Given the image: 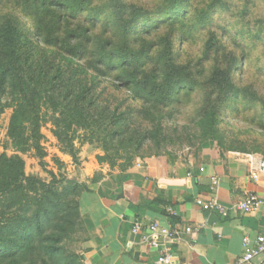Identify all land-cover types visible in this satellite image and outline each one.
<instances>
[{
  "label": "trees",
  "instance_id": "trees-1",
  "mask_svg": "<svg viewBox=\"0 0 264 264\" xmlns=\"http://www.w3.org/2000/svg\"><path fill=\"white\" fill-rule=\"evenodd\" d=\"M42 1L48 9L56 10L49 13L47 23H41L35 40V34L20 28L13 19L0 25V118L6 109H12L8 137L16 152L0 154V264H86L71 244L81 231L80 198L89 187L75 180L47 183L27 176L22 156L35 151L44 157L42 129L48 123L60 146L75 160L80 131L81 146L90 144L104 151L100 163L115 168L121 160L119 167L126 171L150 140H160L163 124L170 123L169 117L165 122V105L185 89L194 88V74L189 64L178 62L169 46L151 57L154 47L145 52L146 45H142L136 51L133 46L141 45L139 39L133 42L127 33L123 45L109 58L104 46L112 48L111 42L101 47V54L96 53L97 62L82 53L79 62L70 57L76 51L62 33L65 18L58 14L66 4ZM42 1L35 0L36 4ZM217 7L214 4L213 9ZM123 9L118 6V18L127 29L139 18L127 22L126 14L121 17ZM55 21L57 28L46 30ZM152 30L147 27L144 35L151 36ZM72 38L77 40L75 34L69 35L68 39ZM83 43L89 49L95 45L94 39L86 38ZM207 48L213 53L222 50L215 38ZM151 61L155 67L147 70ZM231 70L215 67L214 76L225 75V80H211L214 96L228 90L237 94L229 82ZM122 92H128V97L121 98ZM217 117L216 109L206 112L203 119L209 120L207 128L211 125L206 135L214 129ZM254 164L260 168V162Z\"/></svg>",
  "mask_w": 264,
  "mask_h": 264
},
{
  "label": "rangeland",
  "instance_id": "rangeland-1",
  "mask_svg": "<svg viewBox=\"0 0 264 264\" xmlns=\"http://www.w3.org/2000/svg\"><path fill=\"white\" fill-rule=\"evenodd\" d=\"M45 1L66 4L58 14H63L65 18L62 33L72 50L76 51L75 56L72 53L70 57L79 62L81 53L88 55L90 61L97 62L96 53L101 54V47L111 42L112 48L104 46L105 53L108 52L105 57L109 58L111 52L118 51L123 45V36L127 33L133 42L135 38L139 39L141 45L133 46L136 51L142 45H146L143 49L145 52L153 46L152 57L169 46L178 62L192 67L194 88L185 89L174 96L173 102L165 105V122L169 117L170 123L167 121L163 124L162 135L158 137L160 140H150L135 162H146L152 158L176 161L185 154H195L210 147L229 156L264 162V0H120L118 4L124 6L121 17L126 14L127 22L139 18L127 29L118 18L119 5L115 4L116 0ZM214 4L218 6L215 9ZM55 10L51 6L48 9L43 1L36 4L35 0H0V25L10 18L20 28L35 34L41 23L43 25L50 20L49 13ZM131 14L137 15L131 17ZM147 27H153L151 36L144 35ZM54 28H57L56 21L49 24L46 30ZM70 34H75L77 40L68 39ZM32 37L35 40L36 34ZM86 38L94 39L95 45L90 49L88 44L87 48L83 43ZM213 38L220 44V53L208 51L207 44ZM44 46L47 47L46 44ZM154 67L152 61L148 62L147 70ZM215 67L232 69L229 82L231 89L238 90L237 94L231 90L216 96L211 93L213 78L225 80V75L214 76ZM119 95L126 98L128 92ZM212 109L218 111V122L206 135L211 125L207 128L209 120L203 118ZM11 115L12 109L8 108L0 118V154L8 156L16 154L8 137ZM146 125L153 130L151 125ZM42 134L44 157H39L35 151L22 156L26 175L37 176L47 183L55 179L77 181L73 176L74 170L69 172L65 165L52 159L55 148L52 138L55 137L51 124L44 125ZM81 135L79 131L75 140L76 150L81 145ZM85 145L101 151L103 155L100 157L105 156L102 149L90 144L82 146ZM56 147L63 154L73 157L59 143ZM50 155L56 173L50 170ZM120 164L121 160L115 168L121 170ZM37 167L40 172L33 175L32 171ZM71 249L75 251V243L71 244Z\"/></svg>",
  "mask_w": 264,
  "mask_h": 264
},
{
  "label": "crops",
  "instance_id": "crops-1",
  "mask_svg": "<svg viewBox=\"0 0 264 264\" xmlns=\"http://www.w3.org/2000/svg\"><path fill=\"white\" fill-rule=\"evenodd\" d=\"M52 142L50 170L57 172L51 161L55 158L90 189L80 199L82 227L74 242L86 264H157L161 250L141 242L153 223L181 234L172 250L178 264H236L245 236L264 237V211L249 214L237 209L249 193L264 196V172L250 159L210 147L176 161H137L122 171L99 163L102 152L89 145H80L75 160L56 147V139ZM39 172L37 167L32 174ZM255 173L257 180L251 177ZM213 179L218 182L215 188ZM198 199L216 200L228 209V217L204 211ZM135 223L144 227L138 235L132 233ZM188 227L194 229L192 234L184 233Z\"/></svg>",
  "mask_w": 264,
  "mask_h": 264
},
{
  "label": "built area",
  "instance_id": "built-area-1",
  "mask_svg": "<svg viewBox=\"0 0 264 264\" xmlns=\"http://www.w3.org/2000/svg\"><path fill=\"white\" fill-rule=\"evenodd\" d=\"M261 170L264 172V162L260 163ZM190 178L191 175L189 174ZM253 180L258 179L255 173L252 176ZM213 188L217 187V180L213 179ZM197 205L204 211H213L220 213L224 218L228 217V209L223 207L216 200L204 202L200 199L196 201ZM237 209L242 213L256 214L264 211V196H259L256 193H249L237 204ZM144 230L143 225L135 223L132 227V233L138 235ZM149 235H144L141 238L143 244L151 248L161 250V255L157 260V264H178V257L174 255L173 248L180 243L181 234L178 231L161 228L159 223H153L147 227ZM194 229L188 227L184 233L192 234ZM243 253L237 260L236 264H264V237L260 236L252 240L250 237L243 238Z\"/></svg>",
  "mask_w": 264,
  "mask_h": 264
},
{
  "label": "clouds",
  "instance_id": "clouds-1",
  "mask_svg": "<svg viewBox=\"0 0 264 264\" xmlns=\"http://www.w3.org/2000/svg\"><path fill=\"white\" fill-rule=\"evenodd\" d=\"M259 53H257V55H258Z\"/></svg>",
  "mask_w": 264,
  "mask_h": 264
}]
</instances>
